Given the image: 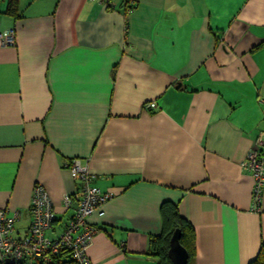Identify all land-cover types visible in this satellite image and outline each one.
I'll list each match as a JSON object with an SVG mask.
<instances>
[{
	"label": "crops",
	"instance_id": "crops-1",
	"mask_svg": "<svg viewBox=\"0 0 264 264\" xmlns=\"http://www.w3.org/2000/svg\"><path fill=\"white\" fill-rule=\"evenodd\" d=\"M0 32V208L23 237L34 184L57 236L77 183L112 196L89 222L92 264H156L160 207L193 229L190 264H248L264 242L240 161L264 130V0H18ZM154 102L155 107L145 104Z\"/></svg>",
	"mask_w": 264,
	"mask_h": 264
},
{
	"label": "built area",
	"instance_id": "built-area-1",
	"mask_svg": "<svg viewBox=\"0 0 264 264\" xmlns=\"http://www.w3.org/2000/svg\"><path fill=\"white\" fill-rule=\"evenodd\" d=\"M14 38L13 30L0 32V47L12 45ZM145 106L154 108L155 104L148 102ZM240 167L252 178L251 204L258 210L264 188V130L240 161ZM69 171L77 186L72 194H64L61 202L65 210L72 209V214L57 236L45 234L55 218L51 199L40 184H34L31 190L28 207L31 219L23 237L14 233L18 213L0 208V264H53L63 248L69 250L77 264H92L86 250L97 229L89 219L112 193L92 184L93 177L80 159H71Z\"/></svg>",
	"mask_w": 264,
	"mask_h": 264
},
{
	"label": "trees",
	"instance_id": "trees-1",
	"mask_svg": "<svg viewBox=\"0 0 264 264\" xmlns=\"http://www.w3.org/2000/svg\"><path fill=\"white\" fill-rule=\"evenodd\" d=\"M5 3L3 13L12 17H18V0H0ZM162 229L159 236L151 240V254L156 257V264H172L167 257L169 239L175 229H178L179 244L187 253L186 264H190L194 255L193 229L190 223L178 212L175 204L163 202L160 207ZM53 264H77L71 257L69 250H59ZM248 264H264V242L261 243L255 258Z\"/></svg>",
	"mask_w": 264,
	"mask_h": 264
},
{
	"label": "water",
	"instance_id": "water-1",
	"mask_svg": "<svg viewBox=\"0 0 264 264\" xmlns=\"http://www.w3.org/2000/svg\"><path fill=\"white\" fill-rule=\"evenodd\" d=\"M179 234V230L175 229L169 239L167 257L172 264H186L187 261V253L178 241Z\"/></svg>",
	"mask_w": 264,
	"mask_h": 264
}]
</instances>
